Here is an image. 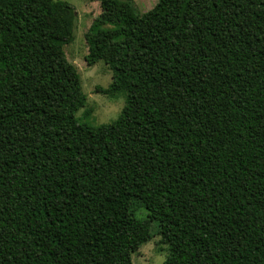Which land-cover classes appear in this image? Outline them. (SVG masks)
<instances>
[{
  "label": "trees",
  "instance_id": "obj_1",
  "mask_svg": "<svg viewBox=\"0 0 264 264\" xmlns=\"http://www.w3.org/2000/svg\"><path fill=\"white\" fill-rule=\"evenodd\" d=\"M96 1L124 104L91 127L73 6L0 0V264H132L152 224L160 264H264V0Z\"/></svg>",
  "mask_w": 264,
  "mask_h": 264
},
{
  "label": "rangeland",
  "instance_id": "obj_2",
  "mask_svg": "<svg viewBox=\"0 0 264 264\" xmlns=\"http://www.w3.org/2000/svg\"><path fill=\"white\" fill-rule=\"evenodd\" d=\"M73 6L74 23L73 38L64 45V55L71 63L80 79V87L85 94L84 104L76 111L78 121L85 122L91 127L109 123L119 113L124 104V91L122 89L108 94H102L96 90V86L105 88L114 79H120L114 61V56L109 54L101 55L92 65H86L83 56L86 53L84 32L91 20L99 12V4L96 0H65ZM139 13H142L153 6L157 0H133ZM134 218L142 219L146 210L132 202L130 207ZM152 224V236L141 243L135 251L130 253L132 264H160L164 259L168 246L161 241L159 234L155 233Z\"/></svg>",
  "mask_w": 264,
  "mask_h": 264
}]
</instances>
